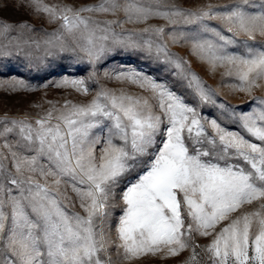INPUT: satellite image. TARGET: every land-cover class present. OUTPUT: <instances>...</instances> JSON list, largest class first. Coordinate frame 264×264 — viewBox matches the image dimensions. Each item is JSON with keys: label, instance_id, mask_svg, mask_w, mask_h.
I'll list each match as a JSON object with an SVG mask.
<instances>
[{"label": "snow or ice", "instance_id": "6c2138e0", "mask_svg": "<svg viewBox=\"0 0 264 264\" xmlns=\"http://www.w3.org/2000/svg\"><path fill=\"white\" fill-rule=\"evenodd\" d=\"M0 3L8 6L7 0ZM20 7L50 24L59 22L44 40L46 54L56 49L92 66L87 79L65 76L56 87L87 96L95 66L119 47L162 56L194 88L197 102L187 101L167 81L126 67L105 75L149 96L101 86L89 102H65L63 110H49L34 125L5 119L0 136L16 133L19 139L5 140L7 154L0 152V264H132L185 250L191 255L184 264H202L201 252L207 264H264V97L253 96L264 81V41H257L264 37V0L196 9L161 0H99L79 7L20 0ZM119 11L123 22L91 15ZM154 17L172 31L116 30ZM213 20L223 27L210 24ZM17 30L33 28L27 21L0 18V36ZM165 36L189 43L213 71L228 66L226 74L238 80L234 89L252 96L249 110L218 101L186 61L169 52ZM11 55L8 46L0 47V58ZM16 86L30 88L24 80ZM205 105L220 115H202L198 109ZM225 119L237 129L228 128ZM97 145H102L99 155ZM65 186L83 214L74 210ZM254 201L260 202L257 210L233 215ZM116 208L120 214L114 217ZM197 236L211 242L198 245Z\"/></svg>", "mask_w": 264, "mask_h": 264}, {"label": "rangeland", "instance_id": "374dc122", "mask_svg": "<svg viewBox=\"0 0 264 264\" xmlns=\"http://www.w3.org/2000/svg\"><path fill=\"white\" fill-rule=\"evenodd\" d=\"M45 2L50 5L79 7L96 4L99 0H45ZM124 2L125 0H120L121 4ZM161 2L165 5H178L186 9H196L206 7L209 4L213 6L232 4L234 0H161ZM7 4L8 6L5 7L3 3H0V18L13 23L27 21L32 25L33 30H17L7 36H0V47L6 45L13 51V55L0 58V132L3 130L5 119L9 121L27 120L34 125L35 121L43 117L49 110L53 108L63 110L65 102H71L72 104L89 102L101 86L117 93L123 89L126 93L133 96H149L150 93L143 91L135 84L109 79L105 75V73H112L126 67L141 69L143 72L157 77L160 81H167L187 101L193 104L197 102L194 88L187 87V81H182L177 77L175 73L178 70L166 64L162 56L157 59L154 52L149 54L119 47L114 48L104 60L95 66V78L88 79L90 92L87 96L69 87H56V82L65 76L87 79L93 71L92 66L88 64L86 58L79 61L71 59L68 53H58L56 49H50L53 53L52 55L46 54L45 48L47 46L44 44V40L49 38V34L56 31L59 22L50 24L47 17L37 15L28 8H21L20 0H7ZM84 15L90 14L84 13ZM91 15L99 20H118L121 22L125 20L123 11L117 12L115 16L111 14ZM209 23L217 27H223L218 20H213ZM150 26L163 27L166 34L172 31V26L167 21L157 17L151 18L147 22L123 23V27H117L116 30L125 33H140L144 28ZM145 38H147V34H145ZM152 38L156 39L155 36ZM238 39H246V37L240 36ZM165 40L168 44L169 52L186 61V68H189L206 86L215 91V98L218 101L239 107L240 110H249L248 106L252 101V96L234 89V85L238 83V80L234 75L226 74L229 71L228 66H218L213 71L207 62L201 60L198 55L193 54L189 43H172L167 36H165ZM257 41H264V37L257 36ZM35 42L40 43L39 48L36 47ZM69 64L72 66L68 67ZM17 80H24L30 85V88L24 89L19 86L14 88L13 83ZM260 84L261 87L253 90V96L264 97V81H261ZM253 106L255 107V105ZM198 110L202 115L210 118L220 115L218 109L207 105L202 106ZM53 123H55V120ZM223 123L230 129H237L238 127L227 119ZM208 131L211 132V129L209 128ZM248 138L253 139L251 137ZM18 139L19 137L16 133L0 136V152L7 154V149L2 147L5 140L15 144ZM253 142L258 143L254 139ZM101 146H96L97 155H99ZM25 154L31 155V153ZM5 164L11 171H15L11 167L10 161H5ZM9 186L11 187V185ZM63 190L67 191V194L72 198V202L76 204L74 210L83 214L71 188L65 186V188H62ZM259 204V201H254L250 205H244L233 215L255 211L259 208ZM119 214V208L113 210L114 217ZM195 239L196 243L201 246L211 242V237L197 236ZM197 251L201 252V249L198 248ZM190 255L191 250H185L177 256L167 258H163V254H157L155 256L142 257L133 261L132 264H184ZM201 256L203 257L202 264H207V254L201 252Z\"/></svg>", "mask_w": 264, "mask_h": 264}]
</instances>
